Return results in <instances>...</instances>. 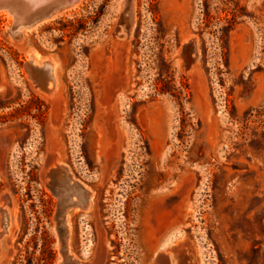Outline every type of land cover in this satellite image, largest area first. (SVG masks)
<instances>
[{
    "label": "rangeland",
    "instance_id": "374dc122",
    "mask_svg": "<svg viewBox=\"0 0 264 264\" xmlns=\"http://www.w3.org/2000/svg\"><path fill=\"white\" fill-rule=\"evenodd\" d=\"M67 7L17 38L0 10V264H65L53 143L88 184L66 217L87 264H176L174 245L188 264H264V0ZM31 56L51 65L44 86Z\"/></svg>",
    "mask_w": 264,
    "mask_h": 264
},
{
    "label": "flooded vegetation",
    "instance_id": "af4514ba",
    "mask_svg": "<svg viewBox=\"0 0 264 264\" xmlns=\"http://www.w3.org/2000/svg\"><path fill=\"white\" fill-rule=\"evenodd\" d=\"M125 27H128V23L125 24ZM52 148L53 150L47 151L45 157L42 181L56 198L54 228L56 229L60 240V251L63 257L62 260L65 264H87L86 260H83L75 250H69L68 252V248H66V217L71 213L70 211L72 209L79 211L84 210L89 199L88 184L76 174L70 162L65 159V152L63 153L59 151L57 144L54 143ZM72 187L74 188L73 190ZM5 202H7V198L4 194L3 203ZM7 221L8 213L6 205L4 204L0 207V241H2L3 238H6V240L8 239L6 237L8 236L7 233L9 227ZM69 246H71L70 243ZM1 250L0 244V252H2ZM168 256L169 259L167 261L169 263L175 261L176 264H188L189 253L185 251L181 245L172 246L168 251ZM161 257H163L162 254L160 255V258Z\"/></svg>",
    "mask_w": 264,
    "mask_h": 264
},
{
    "label": "water",
    "instance_id": "95a60500",
    "mask_svg": "<svg viewBox=\"0 0 264 264\" xmlns=\"http://www.w3.org/2000/svg\"><path fill=\"white\" fill-rule=\"evenodd\" d=\"M75 0H0V10L6 9L12 15V22L5 30L4 35L17 38L23 29L34 26L39 21L51 17L63 8L71 5ZM31 79L44 86L51 74V65L47 60L39 64L31 56L25 63ZM0 141V150L2 152ZM187 264V263H184Z\"/></svg>",
    "mask_w": 264,
    "mask_h": 264
},
{
    "label": "bare ground",
    "instance_id": "6f19581e",
    "mask_svg": "<svg viewBox=\"0 0 264 264\" xmlns=\"http://www.w3.org/2000/svg\"><path fill=\"white\" fill-rule=\"evenodd\" d=\"M126 1V0H125ZM80 2V0H75L71 5H69V7H67V9H71V8H73V7H75L78 3ZM129 3V2H128ZM123 4V3H122ZM124 4H125V2H124ZM130 6V5H129ZM65 10L66 9H62L61 11H59V12H57L54 16H57V15H59V14H61V13H64L65 12ZM124 10V9H123ZM127 10V9H126ZM2 11H4V12H6V13H8V15H9V18L10 19H12V15L6 10V9H2ZM130 11V10H129ZM125 13V12H124ZM123 12H122V14H124ZM127 13H129V12H127ZM130 14V13H129ZM125 17V16H124ZM49 18V17H48ZM47 19V18H46ZM45 19V20H46ZM131 19V18H130ZM44 20H42V21H39L38 23H36L34 26H32V27H36V26H38L40 23H42ZM127 21V20H126ZM127 24V23H126ZM31 27V28H32ZM23 31H24V29H23ZM34 55V54H33ZM52 60V59H51ZM53 69H54V67H53ZM52 71V70H51ZM54 76V75H53ZM54 79H55V77H54ZM56 80V79H55ZM53 80H51V82H52ZM46 83H48V82H46ZM55 83H56V81H55ZM37 86V85H36ZM55 86V85H54ZM39 90V89H38ZM49 90V89H48ZM50 91V90H49ZM49 91H40V93L45 97V98H47V99H54L55 98V96H56V86L54 87V88H52L51 89V92H49ZM5 155V154H4ZM2 159H3V157H2V152H1V150H0V169H1V163H2ZM47 178V177H46ZM74 188L72 187V190H73ZM66 191V190H65ZM73 192V191H72ZM69 196V195H68ZM69 198V197H68ZM74 204H75V202H74ZM80 205V204H79Z\"/></svg>",
    "mask_w": 264,
    "mask_h": 264
}]
</instances>
